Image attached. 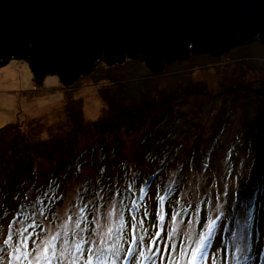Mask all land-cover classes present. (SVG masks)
Returning <instances> with one entry per match:
<instances>
[{
    "label": "rangeland",
    "instance_id": "374dc122",
    "mask_svg": "<svg viewBox=\"0 0 264 264\" xmlns=\"http://www.w3.org/2000/svg\"><path fill=\"white\" fill-rule=\"evenodd\" d=\"M157 95L171 101L156 102ZM83 145L90 149L79 154ZM40 164L65 175L47 179L33 208L13 210L12 187L20 200L35 182L19 184L21 170ZM166 186L162 235L180 198L187 203L177 219V249L189 229L202 233L214 213L219 220L207 264L213 256L217 264H264L263 43L238 45L220 57L192 55L158 74L140 60L100 61L70 86L57 75L37 81L26 60L0 67V232L11 220L12 232L27 227L31 249L69 216L74 229L83 208L87 237L95 219L102 231L111 224L114 204L129 226L132 215L144 219L150 235ZM132 198L139 211L130 208Z\"/></svg>",
    "mask_w": 264,
    "mask_h": 264
},
{
    "label": "water",
    "instance_id": "95a60500",
    "mask_svg": "<svg viewBox=\"0 0 264 264\" xmlns=\"http://www.w3.org/2000/svg\"><path fill=\"white\" fill-rule=\"evenodd\" d=\"M255 40L264 44V0H0V67L26 60L39 82L70 86L126 58L159 73Z\"/></svg>",
    "mask_w": 264,
    "mask_h": 264
},
{
    "label": "snow or ice",
    "instance_id": "6c2138e0",
    "mask_svg": "<svg viewBox=\"0 0 264 264\" xmlns=\"http://www.w3.org/2000/svg\"><path fill=\"white\" fill-rule=\"evenodd\" d=\"M140 192L142 200L146 194L145 189L141 188ZM166 195L167 193L159 197L161 210L157 214L158 223L154 225V231L150 235L144 227V219L132 215L129 226L123 214L115 212L113 204L108 213L111 224L102 231L99 220L95 219L93 223L96 224V229L92 235L86 237L83 233L87 231V227H82V224H86L87 217L82 214L84 209L81 208V215L76 219L74 229L69 230V223L72 221L69 216L68 222L60 231L42 237L39 242L33 243L31 249L28 247V241L32 237L28 234L27 227L21 226L15 232L8 231L7 238L2 241L6 247H0V264H165L166 255L169 257L166 264H207L215 233V220L210 219L202 233L196 234L194 230L189 229L177 249L173 241L179 235L176 223L180 212H173V226L166 235H162L165 232ZM130 208L139 211L141 203L133 200ZM144 215L147 216V212ZM114 216L116 219L112 220ZM29 227L35 228L36 225ZM160 243L164 244L163 253ZM237 251L240 249L237 248ZM3 257H7L6 262ZM212 264H217L215 256L212 258Z\"/></svg>",
    "mask_w": 264,
    "mask_h": 264
},
{
    "label": "trees",
    "instance_id": "16d2710c",
    "mask_svg": "<svg viewBox=\"0 0 264 264\" xmlns=\"http://www.w3.org/2000/svg\"><path fill=\"white\" fill-rule=\"evenodd\" d=\"M115 117H117V116H115ZM89 149H90L89 146L83 145L82 151L79 154H82V152H85V151H87ZM43 166H46V165L43 164ZM43 166H42V164H40L33 171H32L31 168L28 169V170H24V169L21 170V172H20L21 174H19L20 179L18 177L19 184H21L23 181H25L27 179H31V178L34 179L35 182H34V185L25 193V195L20 200H17L16 196L13 193L14 189L16 190V185H14L12 187V189L9 192L10 195H9V201H8V206L10 208H12L13 210H16V211L23 210L22 212H27L30 208H33V205L35 203H37V197L41 193V191L43 189V186H44L45 182L47 181V179L52 177L51 175H56L58 173V176L61 177V178H63L64 175H65L64 171H62L58 167L46 166V168H44ZM58 176H55V177L58 178ZM20 181H22V182H20ZM66 185L70 186V184H68V183L64 184V186H66ZM131 187L132 186L128 185V190H129L130 193H131V191H130ZM165 193H167L166 197L170 194L168 186H166L165 189H164V194ZM64 194L65 193L62 192L60 196H62ZM166 197H165V199H166ZM165 202H166V200H165ZM181 204L184 205V206L187 205L185 200L180 198V205L176 209H173V212L178 211V212L181 213ZM160 210L161 209L159 207V211ZM164 212L166 214V211H164ZM199 213L200 212H197L196 216L199 217ZM211 217H212V220H213V218L215 217L214 213L211 215ZM215 222L217 223L218 221L216 220ZM13 223L14 222L11 220L9 222V224H6L5 226H3V229L0 232V236H2L3 234H4V236H6L7 232L10 231V225L13 224ZM172 226H173V222H172V219H170V222L168 221V230H167V232L172 228ZM4 239H6V237L0 238L2 247L6 246L2 242ZM173 242L175 243V241H173Z\"/></svg>",
    "mask_w": 264,
    "mask_h": 264
},
{
    "label": "bare ground",
    "instance_id": "6f19581e",
    "mask_svg": "<svg viewBox=\"0 0 264 264\" xmlns=\"http://www.w3.org/2000/svg\"><path fill=\"white\" fill-rule=\"evenodd\" d=\"M192 55H197V54H194V53H192V52H190V54H189V57H188V59L186 60V61H188L189 60V58H190V56H192ZM202 56L203 55H207V54H201ZM201 55H199V56H201ZM207 56H209V55H207ZM128 59H130V58H126V60H128ZM125 60V61H126ZM132 60H140V61H142L141 59H132ZM186 61H183V62H186ZM144 62V61H143ZM176 62H179V61H176ZM145 63V62H144ZM146 64V63H145ZM168 64V63H167ZM167 64H165V66L167 65ZM146 66H147V64H146ZM165 66H164V68L163 69H165ZM148 67V66H147ZM149 68V67H148ZM150 69V68H149ZM153 73V72H152ZM160 73V72H159ZM153 74H158V73H153ZM159 97V95H157L156 97H155V101L156 102H164V104H167V103H169L171 100V97H170V95H168L167 97H164L163 99H159V100H156V98H158ZM128 111V110H127ZM128 112H130V110L128 111ZM191 162V161H190ZM189 162V163H190ZM181 166V165H180ZM180 166H179V168H180ZM160 170V169H159ZM158 170V171H159ZM153 179H155V178H152V180ZM151 180V181H152ZM147 181H145V183H146ZM150 183V181H148L147 182V185ZM145 185V184H144ZM146 185V186H147ZM133 186V185H132ZM130 191H131V189H130ZM124 193V192H123ZM132 194V191H131V193L129 192V190H127V193H126V196L128 197L129 196V194ZM125 194V193H124ZM139 198V197H138ZM134 200V198H132L130 201H128V202H130V203H132V201ZM176 209V208H175ZM172 214H173V210H172ZM172 216V215H171ZM170 219H171V217H169V218H167V230H168V221L170 222ZM219 219H217V221H218ZM176 225H177V223H176ZM177 227V226H176ZM178 229V228H177ZM89 234H91V232H89ZM166 234H167V232H166ZM175 244H176V246H177V243L175 242ZM169 250H171V245H169ZM153 251H154V249H153ZM164 251V250H163ZM163 253V252H162Z\"/></svg>",
    "mask_w": 264,
    "mask_h": 264
}]
</instances>
